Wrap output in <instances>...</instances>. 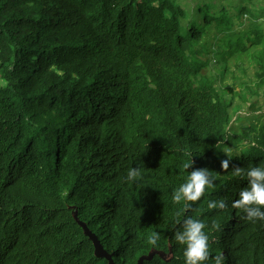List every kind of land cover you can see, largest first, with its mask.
<instances>
[{
    "label": "trees",
    "instance_id": "1",
    "mask_svg": "<svg viewBox=\"0 0 264 264\" xmlns=\"http://www.w3.org/2000/svg\"><path fill=\"white\" fill-rule=\"evenodd\" d=\"M206 56L253 58L264 93V0H0V264H108L78 221L116 264H185L188 217L207 264H264V220L232 207L264 122L234 126ZM204 168L213 188L175 202Z\"/></svg>",
    "mask_w": 264,
    "mask_h": 264
},
{
    "label": "clouds",
    "instance_id": "2",
    "mask_svg": "<svg viewBox=\"0 0 264 264\" xmlns=\"http://www.w3.org/2000/svg\"><path fill=\"white\" fill-rule=\"evenodd\" d=\"M193 165V158L184 167L189 169ZM230 159L221 161V167L227 170ZM233 171L239 175L240 168ZM141 173L140 167H132L127 172V180L135 182ZM248 186L239 191V198L232 202V207L241 209L250 221L264 220V161L257 166H250L246 172ZM214 177L207 168L195 169L190 172L187 180L173 192L175 202H197L205 195L206 190H211L214 186ZM209 208L225 209L227 207L223 200L211 201ZM205 223L200 219L188 217L183 222L181 231H177L174 239L184 246L185 264H207L210 256L209 237L205 232ZM158 235L150 237V243L157 244ZM216 264H221V258H216Z\"/></svg>",
    "mask_w": 264,
    "mask_h": 264
},
{
    "label": "rangeland",
    "instance_id": "3",
    "mask_svg": "<svg viewBox=\"0 0 264 264\" xmlns=\"http://www.w3.org/2000/svg\"><path fill=\"white\" fill-rule=\"evenodd\" d=\"M256 50L252 49L251 52L256 54ZM203 59L210 65L203 69L202 74L232 102L231 115L234 126L241 128L264 122V93L256 88V61L249 57L240 62L229 59L227 71H224V64H220L212 56Z\"/></svg>",
    "mask_w": 264,
    "mask_h": 264
},
{
    "label": "water",
    "instance_id": "4",
    "mask_svg": "<svg viewBox=\"0 0 264 264\" xmlns=\"http://www.w3.org/2000/svg\"><path fill=\"white\" fill-rule=\"evenodd\" d=\"M74 217H75L76 221H78L77 213H75ZM78 223L82 227V229L84 230L86 236L89 237L90 240L93 242V244L95 246V255L100 259H106L108 261V264H116L114 259H113V255H110L109 253H107V251L103 248L99 239L96 237V235H94L89 230L87 225H85L84 223L79 222V221H78ZM155 255H156V253L152 252L148 257H146V256L141 257L138 261V264H143L146 261H151ZM161 256L163 257V255H161Z\"/></svg>",
    "mask_w": 264,
    "mask_h": 264
}]
</instances>
